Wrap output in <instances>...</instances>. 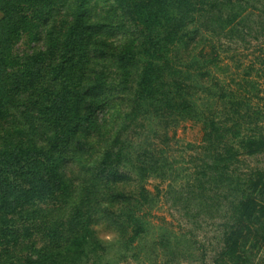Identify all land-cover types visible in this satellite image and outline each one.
I'll return each instance as SVG.
<instances>
[{
    "label": "trees",
    "instance_id": "16d2710c",
    "mask_svg": "<svg viewBox=\"0 0 264 264\" xmlns=\"http://www.w3.org/2000/svg\"><path fill=\"white\" fill-rule=\"evenodd\" d=\"M91 1L0 0V233L26 220L27 207L42 212V204L56 200L67 210L62 223L71 226L69 231L63 230L65 235L69 232L64 244L60 239L43 242L38 259L28 258L27 264H59L65 252L75 255L85 251L91 237L87 221L98 211L103 216L107 196L118 195L115 190L124 168L126 147L121 141L122 124L129 116L134 119L149 109L148 102L141 101L144 97L137 100V95L149 94L151 105L167 117L166 111L180 106L191 108L187 100L177 102L174 94L168 93L172 87L190 88L189 76L178 70L168 72L167 80L160 67L157 77L152 73L156 58H164L162 48L153 42L155 37L159 44L173 41L188 20H194L189 15L192 12H199L206 21L219 22L223 28L238 16L233 0H123L124 11L143 40L146 57L135 72L138 91L129 99L131 110L126 116L115 106L118 97L109 93L113 73L106 75L104 71L118 68V59H133V55L126 57L131 52V36L122 32L120 39L112 43L107 39L98 41L99 32H111L95 23ZM173 9H178L179 17L173 16ZM215 10L222 14L223 18L217 17L220 21L208 17L209 11ZM36 42L40 43L33 46ZM99 58L101 62L108 61L103 64L105 69L101 63L96 65ZM100 90L105 94H99ZM229 116L233 117L230 113ZM233 119L232 126L214 119L209 122L205 163L181 193L186 201H191L197 196L195 189L204 191L207 185L208 189L216 186L218 197L230 184L229 192L235 191L239 196L232 202L234 216L224 232L221 257L224 264H254L251 255L255 261L264 258V172L252 170L246 179L237 175L241 157L234 144L241 145L248 155H259L264 152V132L246 135L231 145L226 141L227 134L239 128L238 118ZM139 147L143 149L141 144ZM86 185L91 192L84 190L85 196L95 198L91 211L82 205ZM116 199L111 205L115 202L127 206L125 224L130 222L140 232L135 199ZM10 242L0 238V247ZM9 253L8 248L1 250L0 264L13 260Z\"/></svg>",
    "mask_w": 264,
    "mask_h": 264
},
{
    "label": "rangeland",
    "instance_id": "374dc122",
    "mask_svg": "<svg viewBox=\"0 0 264 264\" xmlns=\"http://www.w3.org/2000/svg\"><path fill=\"white\" fill-rule=\"evenodd\" d=\"M125 3L123 0H92L89 6L95 23L99 22L111 32L109 35L99 32L98 41L107 39L112 43L120 39L122 32L131 36L128 37L131 52H127L126 57L133 55V59H118L116 69L104 67L108 61L101 62L100 58L96 63L106 68V75L113 73L109 93L118 97L115 106L126 115L131 110L129 99L138 91L139 79L135 78V72L141 69L146 57L141 45L143 40L124 11ZM233 5L238 8V16L224 28L219 22L206 21L199 12H192L189 15L194 16V20H188L173 41L159 44V38L153 33V42L162 48L164 58H156V70L152 73L157 77L160 67L167 80H170L168 72L178 70L189 76L190 88L172 87L168 88V93L174 94L177 102L187 100L191 108L180 106L166 111L167 117L151 105L149 94L137 95V100L144 97L141 101L148 102L149 109L134 119L129 116L122 124L121 141L126 147L124 168L115 190L118 195L107 196L103 216L98 211L87 221L91 237L85 251L75 255L65 252L59 264H224L221 257L224 232L233 221L232 202L239 194L229 192L228 184L217 197L216 186L208 189L206 185L207 190L196 188L197 196L186 201L181 190L194 181L197 171L205 163L208 154L205 147L210 143L205 133L212 119L232 126L233 118H238L239 128L227 134L226 141L231 145L246 135L264 132V0H233ZM209 12L208 17L223 18L216 10V13ZM179 15L178 9L174 10L173 16ZM160 31L165 33L161 28ZM135 38L138 40L134 42ZM109 63L113 62L110 60ZM168 66L171 69L168 70ZM98 93L105 94L102 90ZM234 145L241 157L237 175L242 174L246 179V174L252 170L264 172V152L251 156L241 145ZM90 149L92 151V147ZM73 179L80 181L78 176ZM84 190L91 192L87 185L83 186V197L86 195ZM123 193L125 196H120ZM125 197L130 201L135 199L134 212L141 224L138 233L130 222L125 224L127 206L115 202L111 205L114 198L122 201ZM92 200L95 198L85 196L82 204L85 210L91 211ZM59 204L58 200L42 204V212L35 211L33 206H23L27 207L24 211L26 220L0 233L1 239L11 240L0 247V253L5 248L10 249L9 257L13 260L9 264H27L28 258L38 259L43 242L60 239L64 244L69 232L65 235L63 230L69 231L71 226L62 223L66 220L67 210ZM109 233L117 236L111 243L104 239ZM251 261L264 264L262 257L255 261L251 255ZM44 264L50 263L45 261Z\"/></svg>",
    "mask_w": 264,
    "mask_h": 264
},
{
    "label": "clouds",
    "instance_id": "9594fccd",
    "mask_svg": "<svg viewBox=\"0 0 264 264\" xmlns=\"http://www.w3.org/2000/svg\"><path fill=\"white\" fill-rule=\"evenodd\" d=\"M104 239H105L107 242L111 243V242H113L115 239H117V236H116L115 234H113V233H109V234H107V235L104 237Z\"/></svg>",
    "mask_w": 264,
    "mask_h": 264
}]
</instances>
